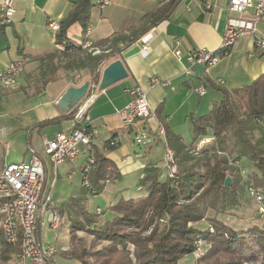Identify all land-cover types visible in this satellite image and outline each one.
<instances>
[{
  "label": "crops",
  "instance_id": "1",
  "mask_svg": "<svg viewBox=\"0 0 264 264\" xmlns=\"http://www.w3.org/2000/svg\"><path fill=\"white\" fill-rule=\"evenodd\" d=\"M73 1L75 0H13L15 12L11 22L0 24V68L17 58L26 59L23 70L18 76L19 88L11 92L0 90V171L5 163L25 160L32 152L44 159V188L48 189L53 182L51 194L62 216L60 226L56 230H51L52 238L53 242L55 241L54 243L62 248L69 246V225L75 218L68 199L82 196L85 202L87 200V204L89 201L87 198L89 193L82 190V176L79 169L84 159L81 157L75 163L64 162L53 169L43 155L42 141L58 132L82 126L83 123L73 119L63 120L58 124L31 132L29 137L26 136L25 146L21 152L14 149L8 152L5 149L8 142L3 141L1 135L8 133L12 126L14 130L23 131L44 118L57 115L61 112L58 99L63 92L69 86H79L84 81H91L86 66H79V74L74 72L75 68L68 61L62 60L64 58L57 49L55 32L47 25L50 19L59 22L65 17ZM112 3L114 0L102 9ZM160 3L158 0H145V6L139 9V15L124 32L117 30L109 18L102 17V9L96 6L92 7L100 11L91 15L90 9L88 30L84 36L78 22L71 24L67 29V37L76 44L82 42L84 37L92 43L96 42L101 47H105L106 50L114 46L127 45L119 55L100 64L102 71L109 62L120 59L128 72L127 77L102 90L98 87L93 90L87 110L89 121L84 122V125L98 130L99 139L112 137L118 141L113 149L103 151V154L118 165L122 178L113 183H106L100 194L91 195L95 197L106 194L103 196H108L104 198L108 207L121 197H143L146 191L141 187L140 179L146 169L158 168L162 165L159 161L161 154L159 139L155 144L138 148L131 143L130 135L125 134L120 128L117 109L129 100V95L124 91L126 87L140 85L145 90L147 102L153 110V115L145 121V125L153 132L155 140L158 137L154 133L155 129L161 124L160 120H163L167 140L169 139L170 143L186 145L193 137V125L189 117L191 113L195 116L206 113L211 108V101L219 99L221 95L219 87L230 90L252 81L264 72V56L255 48L251 36L240 39L217 65L190 66L187 62L186 53L191 49H218L227 17L228 0H181L168 19L158 22L147 30L153 32V37L149 48L141 52L138 41L141 35L131 41L132 35L137 33L135 27L137 29L145 13L153 10ZM207 3L211 6L207 7ZM258 28L260 32L264 31V17ZM113 34L116 35L115 40L102 41ZM76 35L79 41L73 38ZM175 42L179 44L181 59H177L172 52ZM150 77H156L160 82L149 86ZM46 79L47 82H44ZM200 84L206 89L203 95L193 91V88ZM206 96L208 99L205 98ZM15 104L22 108L13 110L17 113L12 114L10 111L14 109ZM16 118H19V123H16ZM159 172L160 177L164 175L163 170L159 169ZM230 209L229 213L236 210ZM226 215L219 214L218 217L229 224L232 218L231 215ZM236 216L241 214L236 213ZM250 219L245 225L255 224L261 220L256 217ZM200 225L207 226L205 221H201ZM44 228L46 226L38 227V231L40 238L45 241ZM58 254L63 262L73 261L72 264H77L76 260L65 257L60 251Z\"/></svg>",
  "mask_w": 264,
  "mask_h": 264
},
{
  "label": "trees",
  "instance_id": "2",
  "mask_svg": "<svg viewBox=\"0 0 264 264\" xmlns=\"http://www.w3.org/2000/svg\"><path fill=\"white\" fill-rule=\"evenodd\" d=\"M180 1L168 0L145 13L131 41L168 19ZM91 6V0H75L69 13L59 20L55 41L65 42L60 55L84 52L82 42L76 44L67 37V29L78 22L84 36ZM115 37L113 34L102 41L115 40ZM126 46L85 54L80 65L89 69L91 83L97 85L99 82L100 64L119 55ZM219 91V99L211 101V108L206 113L189 115L193 139L203 134L214 136L216 149L233 152L250 163L255 169L249 173L250 179L240 182L232 178L230 185H224L228 173L220 162L205 165L203 171L179 163L177 171L163 179L159 170L148 168L139 181L146 194L139 198H119L109 206L107 218L103 216L105 211L88 212L84 197H70L68 204L75 218L69 225V249L63 252L65 257L78 264H179L182 257L194 254L196 242L201 239L209 247L203 255L186 264H264V219L245 229H236L218 217L230 208L241 207L244 189L249 185L264 187V145L252 141L246 131V123L264 121V72L248 83L230 90L219 87ZM76 108L77 105L26 127L27 136L46 126L73 119ZM160 122L167 134L163 120ZM114 139L103 140L108 150L118 144L115 139L117 144L108 146ZM92 155L93 162L86 175L88 187L82 185V190L97 195L107 182L119 181L122 172L98 146H94ZM201 221L207 226L202 227ZM85 234L89 241L84 238ZM0 244V264H6L19 248L3 240L1 228Z\"/></svg>",
  "mask_w": 264,
  "mask_h": 264
},
{
  "label": "built area",
  "instance_id": "3",
  "mask_svg": "<svg viewBox=\"0 0 264 264\" xmlns=\"http://www.w3.org/2000/svg\"><path fill=\"white\" fill-rule=\"evenodd\" d=\"M110 1L92 0V3L102 8ZM158 1L163 3L168 0ZM210 6L211 4L207 3V7ZM226 10L227 17L218 49H191L186 53V60L190 66L198 64L211 67L218 64L230 53L232 47L246 36L253 37L255 48L264 56V31L260 32L258 28L264 17V0H228ZM14 12L13 0H0V24L11 22ZM47 25L54 32L59 26L57 21L51 19ZM152 37L151 30L141 34L138 39L141 52L149 48ZM64 47V41L57 43L58 50H63ZM82 47L92 54L101 51L99 47L92 46V42L88 39L82 41ZM172 52L177 59H181L182 53L178 42H175ZM25 61L24 57H20L0 68L1 88L10 90L16 87L18 75L23 70ZM159 82L156 77L148 79L149 86ZM90 88L92 91L88 92V95L77 105L73 116L74 121L83 123L82 126L58 132L42 141L43 155L53 169L64 162L75 163L81 157L84 159L79 169L85 187H88L86 175L93 162L94 146L100 144L98 147L101 150H108V147L104 146L105 142L98 138V130L84 125V122L89 121L87 110L91 103V93L97 85L90 82ZM124 91L129 95V100L117 109L120 128L125 134L130 135L132 144L148 146L155 137L145 125V121L153 115L145 90L140 85H134L126 87ZM193 91L203 95L206 89L200 84L194 87ZM154 133L163 136L162 125H158ZM116 144L117 141L114 139L109 141L108 146ZM164 160L168 169L167 176H172L176 171V164L173 161V152L167 146L164 149ZM44 180V159L34 152L25 160L5 163L0 171V228L3 240L19 248V251L12 256L13 264H54V257L60 250L55 243L43 241L38 231V227L42 226L56 230L62 222V216L51 194L53 182L48 189H45ZM246 192L259 203L260 212H264V196L260 194L261 192L253 185H249ZM97 211L99 212L100 209L98 208ZM200 240L198 239L197 243H200Z\"/></svg>",
  "mask_w": 264,
  "mask_h": 264
},
{
  "label": "rangeland",
  "instance_id": "4",
  "mask_svg": "<svg viewBox=\"0 0 264 264\" xmlns=\"http://www.w3.org/2000/svg\"><path fill=\"white\" fill-rule=\"evenodd\" d=\"M144 4H145V0H114V3H112L110 6L105 7L103 9L101 8L102 9L101 16L104 18L106 17L107 19L109 18V21L111 22L112 25L116 26L117 30L124 32L126 28L131 24V22L135 20V18H137L136 16H138L140 12L139 9L141 10V8L145 6ZM92 6H91V15L96 14L98 13V11H100L99 9L92 7ZM87 28H88V25H87ZM135 30L137 32L136 27H135ZM73 38L76 41H79L78 35L74 36ZM92 46L99 47L101 50L99 53L108 51L106 50L105 47H101V45L97 44L96 42L92 43ZM86 53H90V52L87 49H85V51L82 53H76V54H72L69 56H65V55H60V56H63L64 58L62 59L63 61H66V62L68 61V63L71 64L73 68H75L74 72L79 73L80 72L79 70L81 67L80 64H82ZM220 83H223V81ZM17 85H18V78H17ZM17 85L15 88L10 89V90L3 89L0 87V90L11 92L19 88V86ZM205 98L208 99L207 96ZM21 108L22 107H20L18 104H15L14 109H11L10 112H12V114H15L17 112L13 110H17ZM16 121H17L16 123H19V118ZM246 131L249 137L252 139V141L256 143H262L264 145V121L254 120V121L246 123ZM21 135H23V138H21ZM1 136H3V139H2L3 141L6 140V142H8V145L5 148L6 150H8V152L12 151L13 149L14 151L21 152L25 146L27 130H24V129L23 131L14 130L12 126L8 133H5ZM167 138L168 137L165 134V129L163 127V136L158 135V137H156V140L154 138V140L152 141V143L155 144L157 143V139H159L158 142L161 146V152H160L161 154H160L159 161L162 162V165L158 168L155 167V169L157 170L159 169L163 170L164 175L161 177L168 175L166 172L168 171L167 165L164 160L165 146H167L173 152V161L176 164V171L178 167L177 164L179 163L183 165H193L194 169L198 171H203L205 165L213 164L215 162H220L222 166L226 168L227 173H228L227 176L231 178V182H232V178H235L239 180L240 182H245L246 180L250 179L249 173H251V171H255V169L250 165L249 162H247L245 159L238 158L233 152L231 153V152H228L227 150L216 149L215 148V138L211 134H203L195 139H193L192 137L190 142L186 145L170 143L169 139L167 140ZM136 146H138V148L143 147L142 145L140 146L136 145ZM254 188L258 189L261 192L260 193L261 195H264V187L257 188L254 186ZM246 189L247 188H245L243 192V198L241 200V207L239 209L237 208L231 213H229L230 211L226 213L227 214L226 216L231 215V218H232V221L231 220L229 221V225H231L232 227L236 229H245L248 226L254 225L252 223L250 225L249 224L245 225L246 221L249 220L250 218H251L250 220H252L255 217L259 216L260 219L262 220L264 219V212H260L261 210H259L258 208L259 203L255 199H253V197H251L250 194L246 192ZM103 195H106V194L103 193L102 196H95V197H92L89 194L87 197L89 200L88 204H87V200L86 202L84 201V204H86V210L88 212L98 213L97 211L98 208L100 209L99 212L105 211L103 216L107 218L110 214V211H109V207L107 206V203H105L104 201V198L105 197L107 198L108 196H103ZM236 213H240L241 216H236ZM43 232H44L45 242H53L51 230L48 227H46L43 229ZM84 238L86 239V241H89V238L87 237L86 234L84 235ZM56 245L60 249L59 251L62 253V255H64L63 254L64 251L69 249V246L67 248L65 247L62 248L60 245L58 244ZM207 246L209 247V244L205 240H200V243L199 242L197 243V247H196V250L193 256L182 257L178 261L179 264H186L188 262L194 261L197 257L204 254V252L208 248ZM59 256L60 254H57L54 257V260H53L54 264H72L73 263V261L72 263L70 262L65 263L62 261L61 257L59 258ZM6 264H13L12 258H10ZM244 264H249V263L246 262Z\"/></svg>",
  "mask_w": 264,
  "mask_h": 264
},
{
  "label": "water",
  "instance_id": "5",
  "mask_svg": "<svg viewBox=\"0 0 264 264\" xmlns=\"http://www.w3.org/2000/svg\"><path fill=\"white\" fill-rule=\"evenodd\" d=\"M128 72L120 59L109 62L101 71L97 87L99 90L127 77ZM89 81H84L79 86H69L58 99V106L61 113L69 111L72 107L78 105L87 95L89 91ZM231 184V178L225 177L224 185Z\"/></svg>",
  "mask_w": 264,
  "mask_h": 264
}]
</instances>
